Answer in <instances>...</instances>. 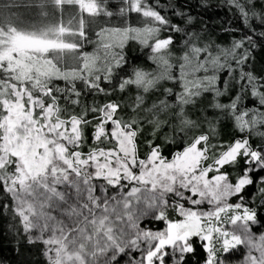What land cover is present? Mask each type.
Segmentation results:
<instances>
[{"label": "snow or ice", "instance_id": "6c2138e0", "mask_svg": "<svg viewBox=\"0 0 264 264\" xmlns=\"http://www.w3.org/2000/svg\"><path fill=\"white\" fill-rule=\"evenodd\" d=\"M4 7L0 215L45 264H264V0H222L227 44L159 0Z\"/></svg>", "mask_w": 264, "mask_h": 264}, {"label": "trees", "instance_id": "16d2710c", "mask_svg": "<svg viewBox=\"0 0 264 264\" xmlns=\"http://www.w3.org/2000/svg\"><path fill=\"white\" fill-rule=\"evenodd\" d=\"M23 3V0H0V11L8 13L9 9L4 7L6 3ZM162 5V14H166L174 23L183 24L181 17L174 15V12L184 11L196 17L194 30L199 31L208 26V32L212 33V39L218 41L221 44H227L231 38V33H225L223 27L226 26L225 22L229 19V14L220 7L222 0H209V3L215 5V7L209 8L207 11L198 7V0H159ZM120 0H110L111 5L119 4ZM12 12L23 16L29 17L33 10L27 8H12ZM128 22L135 25L137 22V16L132 14L129 17ZM111 23L119 25L122 23L121 18H111ZM257 47L252 51L251 55L254 57L250 60L246 70H252L255 74L264 76V39L256 37ZM179 47V45H178ZM89 51L92 50V46L89 45ZM127 57L131 60L139 57L137 63L146 62V50H142L141 46L130 41L125 49ZM210 99V97H209ZM223 99V98H222ZM213 113L209 111V115ZM236 135L235 130L231 127L230 123L225 122L222 127V139H231ZM255 190L249 188L248 193H253ZM2 198V197H0ZM257 202L260 197L256 196ZM18 227L16 221L7 213L0 215V264H45L42 255L40 254L42 245H31L27 243L26 238L23 235L17 234L14 231L13 226ZM203 253L195 258L196 262H200Z\"/></svg>", "mask_w": 264, "mask_h": 264}]
</instances>
